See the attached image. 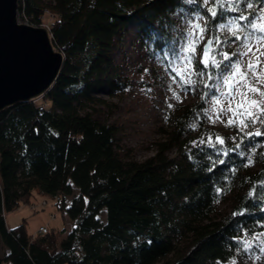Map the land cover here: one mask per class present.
Listing matches in <instances>:
<instances>
[{"label": "trees", "instance_id": "obj_1", "mask_svg": "<svg viewBox=\"0 0 264 264\" xmlns=\"http://www.w3.org/2000/svg\"><path fill=\"white\" fill-rule=\"evenodd\" d=\"M48 8L19 0L18 12L32 26L52 14V40L65 63L40 101L0 113V264H242L249 248L241 241H264V151L253 168L251 137L221 144L204 124L207 97L229 63L220 52L239 59L238 48L227 46L234 38H225L218 25L237 14L224 11L213 20L203 0H53ZM185 14L206 19L215 44L211 59L220 67L211 59L208 68L199 65L206 75H194L197 100L175 108L171 130L152 157L138 161L127 153L124 160L117 128L86 110L98 95L128 88L116 52L130 27L150 56L164 48L180 55ZM216 37L227 43L217 46ZM171 59L170 53L166 67ZM36 188L63 198L55 204L71 221L69 232L31 236L25 223L7 227L6 215L31 203ZM225 202L230 209L220 215Z\"/></svg>", "mask_w": 264, "mask_h": 264}, {"label": "rangeland", "instance_id": "obj_2", "mask_svg": "<svg viewBox=\"0 0 264 264\" xmlns=\"http://www.w3.org/2000/svg\"><path fill=\"white\" fill-rule=\"evenodd\" d=\"M38 2L47 8L53 6V0H38ZM197 16L202 18L197 19ZM53 21L54 17L48 11L40 26L50 30ZM18 22L31 25L28 19L24 18L23 14L19 12ZM192 24H200L205 29L202 38L198 31L193 37L197 48L196 58L200 59L201 49L211 39L208 38L206 19L203 16L185 14L178 25L183 46L187 45L189 31H196L191 29ZM221 34L225 38L230 36L226 30H221ZM214 45L213 43L209 59H211L215 50ZM227 46L229 49L238 48V62L241 72L246 73L248 84L246 85L243 81H240V77L237 76L236 81L240 82L234 81L232 83L231 94H229V88L222 79H219L215 85V93L207 97L204 124L205 127L217 133L221 140L228 138L236 143L239 138L251 137L257 146L247 150V163L249 166L256 168L258 165L256 153L264 151V123L260 122L264 121V112H258L250 102L252 100L260 101L264 98H261L258 93L249 91L248 88L255 86L264 91V83H257L258 78L264 81V75H260L264 73V42L256 44L252 41V51H247L243 47V41L238 44L235 39L229 41ZM245 52H247V55H244ZM183 54L181 51L180 55ZM116 61L120 66L123 81L127 82L128 88L124 92L116 91L113 94L103 93L98 95L99 100L86 111L92 113L99 122L112 124L117 128V145L123 150L120 154L121 158L127 160L128 153L135 160L144 161L156 153L157 144L166 137L164 132L171 130V119L175 108L194 103L197 100L196 90L193 87L195 83L190 86L184 85L175 72L166 70L164 63L150 56L133 27H130L126 33L123 48L116 52ZM249 63L253 65L257 75L254 76L248 70ZM179 64L180 61L177 60L174 66H179ZM178 70L181 69L178 68ZM173 77L176 78L178 83H173ZM191 79L194 81V75ZM237 89L240 93L246 92L247 96L237 94ZM222 91L225 93L224 96H221ZM215 97L220 98L219 104H214ZM40 99L37 101H40ZM170 104L172 107H169ZM238 105H243V107L238 109ZM229 106L233 111H228ZM260 108L264 109V103L260 104ZM246 111H250L254 115L241 114ZM217 115H219V119H216ZM209 116L212 117L211 120L208 118ZM257 117H259L257 123L251 124V120ZM229 119L234 121L232 125L227 123ZM241 120L249 125L243 130H241ZM256 129L260 130L261 135H248V133H254ZM168 156L171 158L176 157L177 150L172 149ZM249 158L251 162H249ZM76 193L77 191H75ZM62 199V197L55 198L43 195L39 188H36L31 203L24 204L18 210L6 215V225L8 228H15L25 223L27 232L31 236L37 235L41 226H46L49 230L54 229L56 232L63 229L69 232L72 229V223L67 214L63 213L55 204L56 202L61 203ZM70 201L71 197H67L66 204L69 205ZM43 202H46L47 205L43 206ZM229 209L230 202L221 204L219 208L220 215ZM53 215L56 216L55 219L52 218ZM65 236L66 234L61 235L60 240ZM261 248H264L262 238L251 244L242 264H264V251H261Z\"/></svg>", "mask_w": 264, "mask_h": 264}, {"label": "water", "instance_id": "obj_3", "mask_svg": "<svg viewBox=\"0 0 264 264\" xmlns=\"http://www.w3.org/2000/svg\"><path fill=\"white\" fill-rule=\"evenodd\" d=\"M18 7L19 0H0V113L42 98L65 63L51 31L19 23Z\"/></svg>", "mask_w": 264, "mask_h": 264}, {"label": "snow or ice", "instance_id": "obj_4", "mask_svg": "<svg viewBox=\"0 0 264 264\" xmlns=\"http://www.w3.org/2000/svg\"><path fill=\"white\" fill-rule=\"evenodd\" d=\"M188 2H191V0H188ZM203 3L205 7L207 8V15H210L213 20H217L220 18L222 12H232L236 13L237 15H234L233 18L228 19L227 23H220L218 25L219 29L226 30L231 37H233L237 41H243V47L247 49V51H252L251 42L254 41L256 44H260L264 42V2L257 5L253 3V0H203ZM209 4H211V7H207ZM259 7V12H256V8ZM243 9V10H242ZM252 10V13L250 15H245V11ZM202 17L197 16V19H201ZM246 22V23H245ZM191 29L196 31H189L188 33V39H187V45L182 46L181 51L184 53L182 56L179 55L174 49L164 48L161 51L155 52L154 56L157 60L161 61L163 63L164 60L169 58V54L171 53L172 59L169 60V64L166 67V70H171L172 72H175L177 76L180 77V82H182L184 85H192L195 83L191 79L193 75L203 77L206 75V73L199 67V65H203L204 68H208L210 66L209 64V57L212 51L213 47V40H209L205 47L201 49V57L200 59H196V43L193 39V37L196 35V32L198 31L200 33L201 38L203 37V34L205 32V29L201 27L200 24H192ZM215 43L218 46L220 43H227V40L221 41L219 37L215 38ZM259 51V49H257ZM220 55L223 57L224 61H229V63H226L223 65V69L220 73V78L223 80L224 84L229 88V94H231L230 90L232 87V83L243 81L246 85L248 84L246 73L241 72V67L239 62L231 61L230 55L228 52H220ZM244 55H247V52L244 53ZM176 60L180 61L179 66H173L174 62ZM211 66L219 68L220 62L217 61L214 57L211 59ZM181 69V70H178ZM248 70L253 73V75H257L255 68L251 63L248 65ZM260 75H264V73H261ZM240 77V81H236V77ZM211 75H209V79H211ZM173 83H178L175 77H173ZM257 83H264V81L257 79ZM207 87V85H205ZM249 91L258 93L261 98H264V91H261L258 87L250 86L248 88ZM237 94H241L243 96H247V93H240L239 89H237ZM174 96H176L175 93H173ZM225 93L222 91L221 96H224ZM177 99H179L178 96H176ZM220 98L215 97L214 98V104H219ZM251 105L254 106L258 112H264V109L260 108V104L264 103V99L260 101L252 100ZM169 107H172L170 104ZM243 107V105H238V109ZM228 111H233L231 106H229ZM207 114V113H206ZM248 116H253L254 114L250 111H246L245 113ZM210 120L212 119L211 116L208 117ZM219 115L216 116V119H219ZM259 117L252 119L251 124H256ZM261 123H264V121H260ZM229 125H232L234 121L232 119H229L227 122ZM243 128H247L249 125L245 123L243 120L240 121ZM192 127H195V125H192ZM249 136L252 135H261V132L259 129H256L254 133H248ZM217 140L219 143H223V140H221L219 137H217ZM239 147V145H237ZM249 162L250 158H249ZM220 163H223V161H220ZM241 215L243 213H240ZM236 215V213H234ZM264 235V234H261ZM255 239V237H253ZM241 243L244 246V250H247L251 247V241H241ZM261 251H264V248H261ZM232 264H236V261L233 260Z\"/></svg>", "mask_w": 264, "mask_h": 264}, {"label": "built area", "instance_id": "obj_5", "mask_svg": "<svg viewBox=\"0 0 264 264\" xmlns=\"http://www.w3.org/2000/svg\"><path fill=\"white\" fill-rule=\"evenodd\" d=\"M42 205L45 206V205H47V203H46V202H43ZM52 218L55 219L56 216L53 215ZM48 232H49L48 227H46V226H41V227L39 228V232H38V233H41V234H47Z\"/></svg>", "mask_w": 264, "mask_h": 264}]
</instances>
